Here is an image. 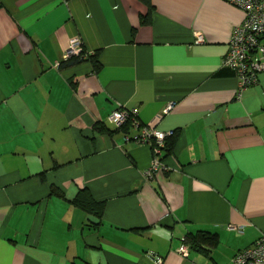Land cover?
I'll return each instance as SVG.
<instances>
[{
    "label": "crops",
    "instance_id": "crops-1",
    "mask_svg": "<svg viewBox=\"0 0 264 264\" xmlns=\"http://www.w3.org/2000/svg\"><path fill=\"white\" fill-rule=\"evenodd\" d=\"M150 1L143 23L139 0H0V264H234L264 235V74L237 98L223 65L243 12ZM75 37L97 70L59 67ZM117 109L173 131L165 170L147 177L150 145L94 129ZM197 231L217 246L181 255Z\"/></svg>",
    "mask_w": 264,
    "mask_h": 264
},
{
    "label": "built area",
    "instance_id": "built-area-1",
    "mask_svg": "<svg viewBox=\"0 0 264 264\" xmlns=\"http://www.w3.org/2000/svg\"><path fill=\"white\" fill-rule=\"evenodd\" d=\"M231 4L243 12L242 21L236 25L228 42V49L223 59V65L233 71L237 78L236 97L242 91L257 82L258 76L264 74V0H229ZM83 48L78 38H73L66 49L65 59L71 56L83 55ZM85 55V54H84ZM168 109V108H167ZM110 120L115 127H120L127 121L134 134H125L126 140L152 147V158L145 175L149 178L159 170H165L161 161L162 148L166 137L173 131L163 132L154 126L142 125L134 110L117 109L112 112ZM178 252L186 256L188 247L184 242ZM154 264H162L163 258L152 256ZM234 264H264V235L251 245L239 250L232 258Z\"/></svg>",
    "mask_w": 264,
    "mask_h": 264
},
{
    "label": "trees",
    "instance_id": "trees-1",
    "mask_svg": "<svg viewBox=\"0 0 264 264\" xmlns=\"http://www.w3.org/2000/svg\"><path fill=\"white\" fill-rule=\"evenodd\" d=\"M147 7V13L143 16L142 22L148 23L150 21V13L152 9V4L150 0H139ZM83 55H77V56H71L59 63V67L66 68L70 66H74L76 64L81 63L85 59H89L93 65L94 69L97 70L99 68V64L97 62L96 55L89 56L86 55V52L81 53ZM85 54V55H84ZM225 67V66H224ZM227 70H229L232 74L233 71H231L229 68L225 67ZM226 71V70H224ZM94 129L100 133H106V134H113L115 132H121L123 134H130L132 132L130 123L127 121L120 127H115L114 130H109L103 125L96 124L94 126ZM174 134L168 136L164 140V146L162 148V156L168 155L172 147L174 145L175 138L173 137ZM54 192V191H53ZM72 202L82 208L83 210L96 215L98 218L101 217L102 210H103V202H98L93 199L90 192L86 189H81L77 192L75 197L73 198ZM184 242L187 245V247L191 250L202 252L203 254L209 253L214 247L218 244V236L217 234L206 232V231H197L196 233H190L187 234L186 237H184Z\"/></svg>",
    "mask_w": 264,
    "mask_h": 264
},
{
    "label": "rangeland",
    "instance_id": "rangeland-1",
    "mask_svg": "<svg viewBox=\"0 0 264 264\" xmlns=\"http://www.w3.org/2000/svg\"><path fill=\"white\" fill-rule=\"evenodd\" d=\"M114 125V124H113Z\"/></svg>",
    "mask_w": 264,
    "mask_h": 264
}]
</instances>
